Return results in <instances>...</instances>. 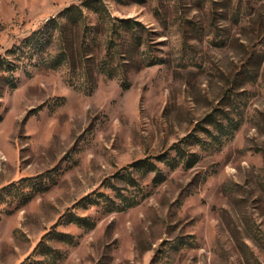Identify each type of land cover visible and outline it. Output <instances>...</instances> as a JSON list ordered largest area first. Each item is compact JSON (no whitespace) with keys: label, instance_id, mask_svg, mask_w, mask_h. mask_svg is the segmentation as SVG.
<instances>
[{"label":"rangeland","instance_id":"374dc122","mask_svg":"<svg viewBox=\"0 0 264 264\" xmlns=\"http://www.w3.org/2000/svg\"><path fill=\"white\" fill-rule=\"evenodd\" d=\"M81 1L0 0V55ZM104 2L140 25L87 38L93 84L1 82L0 264H264V0Z\"/></svg>","mask_w":264,"mask_h":264},{"label":"trees","instance_id":"16d2710c","mask_svg":"<svg viewBox=\"0 0 264 264\" xmlns=\"http://www.w3.org/2000/svg\"><path fill=\"white\" fill-rule=\"evenodd\" d=\"M85 11L96 16V26L89 25ZM105 25L108 30L115 31L118 28L125 29V27L131 29L135 25H140V23L130 18L112 17L104 0H83L79 4H72L64 8L56 16L46 20L39 29L22 39L18 45L12 46L3 55H0V94L1 82L10 88L15 87L14 74L21 65H26L27 63L25 62L30 58H35L37 65L45 69L56 70L62 66H66L69 70L67 80L71 84H74V82L79 84V86H82L84 83L85 86L93 84V70L90 67V63H93L94 59L87 53L88 44H86V40L95 29ZM72 29L76 30L75 36L81 39L80 43L78 42L76 45H74L75 37L71 31ZM109 41L105 40V43L107 44ZM99 59L97 64L94 65L96 73L107 76H114L117 73V68L111 64L112 56L104 54ZM86 88L92 89L91 87ZM217 129L219 132H223L225 127L219 125ZM174 148L177 150L179 156H183L179 153L181 149L178 145H175ZM140 164L141 161L133 163L130 166L140 168ZM186 164L188 165L189 163ZM150 166H152L151 170H157L154 164L151 163ZM127 170L128 168H125L126 172ZM159 174L158 172L156 176L158 177ZM125 176L129 179V184H133L134 178L132 177V173L128 171ZM115 190L117 189L115 188ZM118 194L119 196H123L120 193ZM84 201L85 199L82 202ZM135 204L136 202L132 199H125V204L123 206L118 205L115 209L116 211H120ZM86 206V203H83V207L85 208ZM67 221L79 225L86 224L84 218L75 216L72 213L68 216ZM59 238L65 243H70L71 240L65 234H59ZM50 254L55 259L57 251L52 250Z\"/></svg>","mask_w":264,"mask_h":264}]
</instances>
